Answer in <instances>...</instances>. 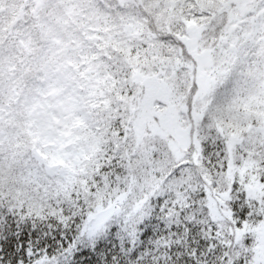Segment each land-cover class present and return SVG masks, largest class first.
<instances>
[{
    "label": "snow or ice",
    "instance_id": "obj_1",
    "mask_svg": "<svg viewBox=\"0 0 264 264\" xmlns=\"http://www.w3.org/2000/svg\"><path fill=\"white\" fill-rule=\"evenodd\" d=\"M0 264H264V0H0Z\"/></svg>",
    "mask_w": 264,
    "mask_h": 264
}]
</instances>
